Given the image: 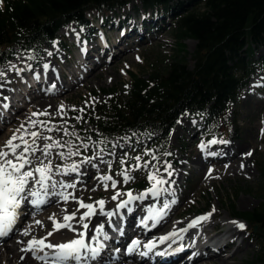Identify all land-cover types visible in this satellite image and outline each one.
Wrapping results in <instances>:
<instances>
[{
	"label": "bare ground",
	"instance_id": "6f19581e",
	"mask_svg": "<svg viewBox=\"0 0 264 264\" xmlns=\"http://www.w3.org/2000/svg\"><path fill=\"white\" fill-rule=\"evenodd\" d=\"M153 27L154 37L150 40L145 38L146 36L141 26H137L132 21L131 28L129 27V29L115 34V39L111 46L105 44V40L90 42L91 44L89 43L88 45L83 44L86 50L85 57L78 64L71 65L67 75L59 72L57 76H54L52 63L54 55L49 50L46 53L49 51V56L52 58L49 59L44 56L42 63L32 68L34 71L24 67L23 58L12 59L10 66L5 67L2 72L3 75H0V131L7 126V129L0 133V147L5 144L16 129L20 128L21 124H24V131L26 132L30 133L37 130L42 136L52 138V140H44L37 137L34 145L37 148H42L45 143H51L52 141L70 142V138L73 135L70 134L72 133L71 123L66 118V115L70 114L71 109L65 106L64 102L68 101L72 94L78 93L82 87H90L92 85L91 80L94 78L98 79L97 76L100 74H103L105 79H98L99 81L113 80L114 77L119 78L120 73H115L113 67H121V63L129 59L135 49L132 45H124L125 37L131 36L132 30L136 29L140 39L143 38L142 44L144 47L158 44L159 36L162 33H167L168 29H165L164 24L159 26L155 24ZM126 28L128 27L126 26ZM67 29L70 32L76 30L72 24L67 26ZM63 30L64 28H61L58 33ZM92 32H97L95 26L92 28ZM57 45L59 46L58 43ZM94 52L97 53V57H94ZM107 55L111 58L110 64L105 62ZM45 65H48V67L45 68ZM108 65L112 69L111 73L106 72ZM15 66L18 68H15ZM84 68L83 73L78 71ZM43 69L46 71L45 74L43 73L44 71L42 72L44 75L39 73ZM9 76L26 78L22 88L23 91L11 89ZM68 77L70 80H68ZM261 77L258 74L252 78L251 81L253 82L249 83L250 87L244 97L248 100L257 99L262 104L261 109H263L264 99L256 96L251 88ZM49 95L52 96L48 97ZM61 100L63 102H60ZM24 104L31 105V112L47 111L51 115L32 117L29 112L22 113L20 110ZM4 105H7V107H4ZM60 105L64 106L63 112L65 114H61L58 111ZM234 111L231 113L234 114ZM194 116L191 113L182 116L176 123V128L179 129V132L174 133L175 139L178 140L181 139L183 133L187 132L190 134V145L193 147H195L197 139L196 134L201 130L199 120ZM29 118L46 122L51 121V123L46 126L37 124L32 127L29 123ZM229 122L234 125L230 138L215 137L210 132L206 137H213L199 149H187L185 146L180 145L171 167L168 168L172 175L169 176L168 171H166L161 176L166 183L159 186L161 190L158 196H153L151 193L146 192L134 193L135 190H132L131 192L134 196L139 197L141 193L146 194L143 198L133 200L126 207L119 210H117V204L120 200H126L127 196L121 195L117 200H112V196L117 191L127 193L128 185L116 188L110 187L103 192L98 190L103 183L98 177L106 174L104 172L105 161L109 158L111 151L102 152L97 148L93 150L89 149V147L84 148L78 142L77 144H71V147L73 149L77 146L80 150L82 149V154L70 158L65 155L62 158L58 153L64 152L67 154L68 147L52 149V154L48 159L51 160L53 166L52 181L57 182V184L55 189L49 187V193H71L77 198L80 197L79 199L83 201L93 197L95 198L94 202L102 197L105 201L104 210L115 212L114 216L106 217L99 214V210H97V215L84 221V223L89 224L86 242L91 247L97 246V241L92 240L91 237L94 234L95 227L99 224H104V232L107 233L109 239L105 240L103 236H100L98 240L104 244L100 253L95 258H92L91 253L88 252L82 256L80 264H244L245 261L252 260L255 255V247L261 244L260 239L263 233L259 230L255 232L249 231L246 220L248 214L245 211L252 209L258 203L261 194L244 189L241 197L235 198L233 194L231 200H229L227 194L224 193L225 199L228 201L224 203L221 196L215 192L214 181L228 180L230 176H243L248 179L255 178V165L252 160L257 161L258 149L255 142L259 126H244L242 131L241 126L236 124L235 120L231 119ZM47 127L53 130L48 131ZM56 129H61V131ZM64 129H67L69 135L64 134ZM25 138L29 140V136H25ZM261 139H263V136ZM210 141L216 142L211 143ZM120 152L117 149L112 150L114 155L112 159L116 167L118 166L117 158ZM248 152H251L252 155H245ZM28 155L33 160V165L26 166V168L38 164L39 160L37 157L40 160L44 159L39 151L36 152L35 156ZM87 157L92 158L91 163H81ZM74 162L79 166L78 172L63 173L56 171V163L69 166ZM211 163L214 166L207 171L206 164L210 165ZM93 164H96V166H93ZM60 165L58 166L60 167ZM130 165L131 163L129 165L126 164L124 168L129 170ZM110 173L116 176L118 172ZM185 177H187L188 189L187 193L181 196L179 190L182 189V182ZM74 178L76 180L74 188L61 187V184H69ZM49 184H51V181ZM207 186H210L214 191V200L210 207L207 204L197 203L196 207L190 211L187 206L191 204L195 195ZM164 189H167V191ZM27 191H40L42 194L44 192L39 185L31 181L28 189H26ZM43 198L46 203L41 204L39 208L34 207L29 202L34 197H28L21 203L16 223L7 235L0 237V240H2L11 236L13 232L15 233L7 241L0 242V264H51L50 260L41 261L31 252L21 251L27 245L26 242L24 247H22L26 237H29V239L46 237V243L51 244L56 242L63 243V240L69 238H77L79 231L82 230L79 222L80 214L78 213H82L86 209H80L77 212V218L71 221L72 226L77 229L76 232L70 231L68 228H63L59 231H53L52 229L50 232L53 234L48 236L47 232L52 223L49 217L55 215L56 219H60L64 209H66L67 213L75 211L77 202L71 198L68 201H64L56 195L44 196ZM234 200H236L237 207L233 204ZM172 201H175V203H172ZM164 203H168L169 207L164 210V215L158 216L157 212L163 208ZM208 213H211L208 219L200 221L194 227H188L197 217ZM36 219H39L38 221H41L42 225L35 224L34 221ZM142 220L144 223H141ZM233 221L243 223L246 228L243 230L239 229ZM143 225H145V228ZM184 228L188 230L181 232L180 229ZM26 229L29 232L27 236L23 234ZM132 232L135 234L130 236ZM170 233H176V235H169ZM166 235H169V238L161 242V238ZM136 236L137 238H135ZM132 240H138L140 243L133 252L128 253L127 248ZM149 241L155 243V248L152 250L144 247ZM119 247L122 249L121 252L118 251ZM179 249H184V251H179ZM44 252L51 256L54 250L44 249ZM142 252H146L147 255H141ZM20 255H23L24 259H20ZM247 255L250 258H247ZM71 264H76V262H71Z\"/></svg>",
	"mask_w": 264,
	"mask_h": 264
},
{
	"label": "trees",
	"instance_id": "16d2710c",
	"mask_svg": "<svg viewBox=\"0 0 264 264\" xmlns=\"http://www.w3.org/2000/svg\"><path fill=\"white\" fill-rule=\"evenodd\" d=\"M131 5L150 31L167 17H175L172 34L178 49L148 76L128 72L129 85L108 93L89 114L98 119L99 130L109 142L147 131L154 144L150 149L162 147L166 155L182 115L217 118L223 128L229 105L255 70L264 67V54L254 58L264 48V0H0V69L15 48L39 63L43 48L57 41L62 27L73 24L81 34H90L88 13ZM186 40L195 41L191 53ZM260 169L264 177V165ZM146 184L140 181L138 187ZM246 220L251 232L264 231V204ZM256 264H264V248Z\"/></svg>",
	"mask_w": 264,
	"mask_h": 264
},
{
	"label": "rangeland",
	"instance_id": "374dc122",
	"mask_svg": "<svg viewBox=\"0 0 264 264\" xmlns=\"http://www.w3.org/2000/svg\"><path fill=\"white\" fill-rule=\"evenodd\" d=\"M201 7V6H199ZM140 16H143V13L140 12ZM136 16V17H135ZM88 18L91 20V26H96L97 32H93V37H89L87 39V42H94V41H104L105 44H109V46L112 45L113 40L115 39V34L125 31L131 28L132 20L136 21L135 23L137 26H141L142 31L144 35L146 36L147 40H150L154 37V31H150L145 25H142L140 22V18H137V15L135 14L133 5L128 6L126 8H123L121 10H116L114 12H104V13H96L91 12L88 13ZM131 20V21H130ZM174 20L175 17L170 18L167 17L166 21L163 23L165 29H168L167 33H162L159 36V43L158 44H152L147 47H144L142 44L143 38L140 39V35L137 34L136 29L132 30V33H130L131 36L125 37L124 45L134 47V51L132 52V56L124 60L121 63V67H113V70L115 73L119 72L120 77L116 78L114 77L113 80H104L103 74H100L98 79L94 78L91 80V86L90 87H82L80 91L76 94H72L71 98L64 102V105L71 109L70 114L66 115V118L70 120L71 123V130L72 132L76 133V136H73L70 138V144H77L78 142L82 144H87L89 149L97 148L98 150L102 152L111 151L109 154V158L107 161H105V175H111L113 177V180L116 181V185L119 186H127V190H135L134 193L139 192H146L147 189L144 190H138V185L140 181L147 182L149 181L147 179V176L150 172L153 171H160L161 174H164L165 168H167L168 165H172L173 159H175V156L177 155L178 148L180 145L185 146L187 149L195 148L199 149L201 148V145H204L206 141L210 140L213 136H223V138H230V133L233 131L234 125L233 123H230L229 120H235L236 124L240 125L243 131V127H250V126H259L257 138H256V146L258 149V156L257 161L252 160V163L254 166V172H255V178L254 179H248L243 176L240 177H234L230 176L228 180H215V189L221 198L223 199L224 203H227L228 201L225 199V194H227L229 200H231V196L235 198H239L242 196V191L244 189L251 190L257 194H261V197L258 201V203L250 210H246L245 212L247 214L251 213L257 208H260L264 204V190L261 188L262 183L264 182V177L261 173L260 167L264 165V135H261V129L264 128V108L261 109L262 104L258 102L257 99H247L245 98V94L247 92V89L250 87L249 83L253 82L251 81L252 78L258 74H260L262 77L257 80L252 90L254 91V94L258 97H261L264 99V67H258L255 72L250 76V79L247 83V85L242 89L240 95L238 98L235 99L234 102H232L229 105L228 112L223 117V121L225 122L223 128L219 126L217 118L215 119H208L198 117V115H195L194 117L199 120V124L201 127V130L196 134V142L195 147L190 145V134L183 133L181 136V139H175L174 133L179 132V129L176 128V124L174 126V130L171 135V142L170 147L168 149L167 153H170V155H164L163 154V148H159L158 150L150 149L151 146H153V141L150 140V136L146 132L142 133H134L131 135H125L124 137H115L112 140H107V136H102L101 131L98 127V119L94 118L89 114L90 108L92 106L100 101H102L104 98H106L107 94L111 91L115 90L117 92H121L123 89H125L126 85L128 86L130 83V78L128 77V72H133L136 74H141L148 76L152 70L153 67L156 64H159L160 62H163L164 60H167L171 58L174 54H176V51L178 49L177 43L174 41L173 34H172V28L174 26ZM148 22V21H147ZM124 24V25H121ZM69 26V25H68ZM128 27L125 29V27ZM73 27L76 29V27L73 25ZM64 30L61 33H58L57 43L59 44L61 49H65L67 51V54H64V52L59 49V46L57 43H50L47 44L43 48V54L41 57V60L38 64V66L42 63L43 57L46 56L49 59L52 57L49 56V51H52L54 54L53 60V73L54 76H57L59 72H63L67 75L69 72V68L71 65H75V63H79L82 61L83 57H85L86 50L83 46V44L88 45L89 43H84V39L79 38V32L74 30V32H70L69 29L66 27H63ZM147 30V31H145ZM88 31H85L87 33ZM91 44V43H90ZM187 51L191 53L195 47V41L194 40H186L185 41ZM104 45V44H103ZM49 50L47 53L46 51ZM94 57H97V53L94 52ZM264 54V48H261L259 52H257L256 56L254 57L255 60H259V56ZM23 58V64L25 65L28 70L32 69L33 66L31 65V60L28 57V54L21 52L18 48H15V53L13 57L8 61L7 66L10 64L12 59L14 58ZM139 58V59H137ZM110 56L107 55L105 57V62L110 64ZM187 60L189 61V64H192L190 54L187 56ZM162 64V63H161ZM10 66V65H9ZM16 67V66H15ZM107 71L111 73L112 69H110V66H107ZM5 67H2L0 69V73L3 72V69ZM33 70V69H32ZM84 69H79L78 71L80 73H83ZM34 71V70H33ZM36 71V70H35ZM44 71V72H43ZM44 73L45 70L43 69L39 73ZM42 73V75H44ZM1 77V76H0ZM11 89H15L17 91H23V84L26 80L25 77L22 76H16V77H8ZM68 80L69 77H68ZM52 95H49L48 97H51ZM86 96V97H84ZM60 102H63L62 100ZM31 105L24 104L20 110V112L25 113L29 112L32 114L33 112L30 111ZM80 109H84V111H80ZM234 111V114L231 112ZM185 115V114H184ZM182 115V116H184ZM32 116V115H31ZM81 117L82 119L77 120L76 117ZM181 116V117H182ZM180 117V118H181ZM179 118V119H180ZM178 119V120H179ZM242 119V120H241ZM3 127V126H2ZM49 127H47L48 129ZM7 129V126L3 128L2 131H5ZM35 131V130H34ZM37 131V130H36ZM212 132L213 136H207L208 133ZM219 134V135H218ZM263 136V139L261 137ZM79 137V139H77ZM29 141H31V137L29 136ZM79 149L77 146L73 148V151H76ZM117 149L120 150V155H118V166L114 164V161L112 157L114 156L112 154V150ZM82 149H79V155H81ZM140 157V160L137 161L135 158ZM155 157V159H153ZM124 161V163H121V161ZM145 162H148V167H141L138 169H134L132 167L127 170L131 176L134 177V179L130 180L127 183L123 182V177L121 175H118L119 172H121L124 166L129 163L131 165L139 163L140 165H143ZM56 166L60 165L58 163L55 164ZM96 166V164H93ZM111 165V167H109ZM35 166V165H34ZM33 166V167H34ZM214 166L213 163L206 164V170L209 171ZM67 166L60 165V168L63 169ZM118 173L116 176L111 174L110 172ZM60 172V171H58ZM100 174V173H99ZM186 174V173H185ZM75 184L76 180L75 178L72 179L69 184ZM112 181H108V188L111 187ZM188 189V181L187 177H185V180L182 182V189L179 190V194L182 196L187 193ZM100 192H103L106 190L104 187V184L102 183L99 186L98 189ZM64 193V192H63ZM225 193V194H224ZM237 193V194H236ZM68 194V193H65ZM94 194V193H93ZM112 196V195H111ZM110 196V197H111ZM109 197V198H110ZM80 197H78L79 199ZM104 198L100 197L98 200H101ZM89 200L94 201L95 198L91 197ZM214 200V191L211 189L210 186H207L205 188H202L198 194L195 195L190 205L187 206V208L192 211L193 208L196 207L197 203L199 204H207L209 207L212 204V201ZM90 202V201H89ZM235 207H237L236 200H234ZM50 205V204H49ZM47 207V206H46ZM75 208H78V204L76 203ZM64 209V207H63ZM38 211V210H35ZM66 209H64L61 218L58 220H61L63 216L66 214ZM81 214V213H78ZM39 219H36V221ZM53 229V225L51 223L50 229L48 232H50ZM72 231L71 229H69ZM261 231L264 235V231L262 229H257ZM47 232V233H48ZM13 232L11 234L14 235ZM262 235V236H263ZM11 236L4 238L0 240V242L7 241ZM27 239L29 240V237L24 239L22 247H24V244L27 242ZM261 244L255 247V255L252 260L245 261L244 264H256L258 257L260 255L261 249L264 248V237H261L260 239ZM54 244H59V242H56ZM122 250V249H121ZM23 255H20V259ZM247 258H250L248 255Z\"/></svg>",
	"mask_w": 264,
	"mask_h": 264
},
{
	"label": "snow or ice",
	"instance_id": "6c2138e0",
	"mask_svg": "<svg viewBox=\"0 0 264 264\" xmlns=\"http://www.w3.org/2000/svg\"><path fill=\"white\" fill-rule=\"evenodd\" d=\"M139 59V58H137ZM45 68L48 65L44 66ZM3 75V73H0ZM127 87V85L125 86ZM7 107V105H4ZM64 106H59V112L61 114H65L63 112ZM80 111H84V109H80ZM32 117L37 116H44V115H51L47 111L44 112H33ZM77 120L82 119L81 117H76ZM29 123L32 127H35L37 124L41 126H46L50 124L51 121H40V120H33L29 118ZM66 123V121H65ZM24 124H21L20 128L16 129L13 132V135L5 142V144L0 147V237L7 235V233L11 230L12 226L16 223L18 216H19V208L21 203L26 200L28 197H34L29 202L36 208H39L41 204L46 203V200L43 198L44 196L49 195H56L60 197L64 201H68L70 198L76 200L78 204V208L71 212L67 213L63 216L62 221L56 219L55 215L49 217L52 221L53 231H59L63 228L71 229L73 232H76L77 229L72 226L71 221L77 218V212L80 209H86V211L82 212L79 216V222L81 231H79L77 238L68 241L67 243L61 244H51L46 243V237L36 238L33 237L32 239L27 241V245L21 251H28L31 252L37 259L41 261H51V264H71V262H76V264H80L82 260V256L86 255L88 252L91 253L92 258H95L99 253L100 250L104 247V244L100 243L98 238L103 236L105 240H108L109 237L107 233L104 232V224H99L94 229V234L92 235L91 239L97 241L96 247H91L89 243L86 242V237L88 235L89 224L84 223L85 220L90 219L91 217L97 215V210H99V214L104 215L106 217H112L115 215L114 211H105L104 205L105 201L103 199L95 201L93 203H85L82 199H78L73 194L68 193L65 194L63 192H51L49 193V187L55 189L57 182L52 181L51 173L53 172V166L51 160L48 159L49 156L52 154V149L54 148H64L68 147V152L65 154L64 152L58 153L59 156L62 158L67 155V157H72L79 155V149L76 151L72 150L70 142L61 143L60 141H52L51 143H45L42 148L35 147L36 138L40 137L44 140H52L51 137H44L38 131H31L26 132L24 131ZM48 131H52V128H48ZM57 131H61V129H56ZM64 134L69 135L67 129H64ZM73 136H76L75 132L70 133ZM261 135H264V128L261 129ZM25 136L31 137V143ZM79 139V137H77ZM211 143H215L216 141H210ZM226 143V142H225ZM81 147L87 148V144H82ZM203 147V145H201ZM39 151L41 155L44 157L43 160H40L39 163L36 164L34 167H27L33 165V160L29 158L28 154L35 156L36 152ZM166 155H170V153H166ZM245 155H252L251 152L246 153ZM91 157L85 158V160L81 161V163H91ZM137 161L140 160V157L135 158ZM155 159V157H153ZM47 160V162H45ZM121 163H124L122 160ZM95 166V165H93ZM148 162H145L143 165L139 163L130 165V167L134 169H138L141 167H148ZM111 167V165H109ZM171 165H168L165 168V171H168ZM243 167V165H241ZM56 171H60L63 173L73 172L76 173L79 171V166L74 162L71 165L61 169L59 166H56ZM123 177V182L127 183L130 180L134 179L133 176L129 174L126 169H122L121 172L118 173ZM168 175L171 176L172 172L168 171ZM98 179L103 182L104 187L108 188V181H112L111 187L116 188V181L113 180L111 175H102L98 177ZM149 181H153L152 186L146 190V193H151L153 196H158L160 193V185L166 183V181L158 176L157 172H150L147 176ZM34 182L36 185H39L41 189L44 190L43 194L40 191H27L29 184ZM51 181V184L49 182ZM63 188L75 187V184H61ZM167 191V189H164ZM146 193H141L140 196H134L131 190L127 191V193H121L117 191L113 196L112 200H117L118 197L121 195H126V200H120L117 204V210L120 208L126 207L131 201L143 198ZM175 203V201H172ZM169 207L168 203H164L163 208L158 210L157 215L162 216L164 215V210ZM215 211V209H213ZM211 216V213L206 215L197 217L193 220L188 227H194L200 221L206 220ZM37 225H42L41 221H34ZM141 223H144L142 220ZM234 224L241 230L246 228V225L243 223H239L233 221ZM187 228L180 229L181 232L187 231ZM23 234L27 236L29 234L28 230H24ZM53 233L48 232L47 235L51 236ZM169 235H176V233H170ZM169 235H166L161 238V242L163 240H167ZM138 240H132L131 244L127 248V252L131 253L134 249L139 245ZM145 248L152 250L155 248V243L153 241H149L147 244L144 245ZM44 249H53L54 252L51 256L48 253L44 252ZM43 253V254H38ZM141 255H147L146 252H142ZM24 259V257H21Z\"/></svg>",
	"mask_w": 264,
	"mask_h": 264
}]
</instances>
